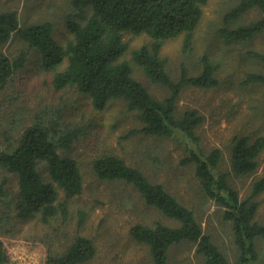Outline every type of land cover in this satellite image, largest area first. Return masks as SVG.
<instances>
[{"label": "trees", "instance_id": "1", "mask_svg": "<svg viewBox=\"0 0 264 264\" xmlns=\"http://www.w3.org/2000/svg\"><path fill=\"white\" fill-rule=\"evenodd\" d=\"M208 1L69 0L78 11L79 21L67 20L72 39L64 46L54 39L49 22L22 26L16 11L0 10V44H6L15 36L28 48L36 50L41 69L54 72L53 86L74 88L87 95L96 110L104 109L114 100L124 101L142 125L134 134L176 140L185 152L180 163L193 168L203 194L222 208L223 219L231 223L238 251L236 264H250L258 258L256 240L264 239V225L255 221L258 204L254 202L264 192V178L251 186L247 199L240 198L229 178L230 174L241 177L256 172L257 158L264 150V137L233 138L230 172H218L220 150L205 153L199 147L197 130L203 117L196 110H185L180 115L176 112L177 100L185 87H217L215 64L204 56L197 76H189L182 68L178 81H173L160 57L164 42L181 35L183 49L191 48L192 32ZM251 10H256L259 18L246 25L223 29L220 36L225 42L248 43L264 34V0H238L225 15L224 23L234 25ZM125 33L150 40L134 50L131 59L152 83L167 91L164 99L153 97L133 78L130 64L121 60L126 51ZM247 57L256 64H264V52L249 50ZM24 62L22 55L12 60L0 53V91ZM245 82L264 87V74L250 73ZM60 120L55 114L36 118L16 132L15 145L5 150L0 145V264L26 263L15 256L1 238L13 220L37 219L45 225L53 221L65 223L69 220L68 201L82 192L79 165L74 158L63 154L76 142L79 132ZM92 169L100 180L131 186L146 207L170 222L135 224L129 230L137 243L148 248L154 264H166L169 249L184 244L192 246L204 264H229L210 236L203 232L193 211L183 206L161 183L151 182L139 169L114 155L96 158ZM6 174L16 178L14 193L8 189ZM81 222L80 215L78 224ZM93 257L92 242L78 235L64 253L47 252L39 264H83Z\"/></svg>", "mask_w": 264, "mask_h": 264}, {"label": "rangeland", "instance_id": "2", "mask_svg": "<svg viewBox=\"0 0 264 264\" xmlns=\"http://www.w3.org/2000/svg\"><path fill=\"white\" fill-rule=\"evenodd\" d=\"M238 0H209L202 17L192 32V45L183 49V35L164 42L160 57L173 81H178L181 69L189 76L200 72V60L207 58L217 68L218 85L211 89L185 87L177 100L176 112L196 110L203 117L197 130L199 147L205 153L221 152L218 172H230V150L233 138L250 140L264 137V87L248 84L250 73L264 74V64H256L247 51L264 52V34L248 43H228L220 36L225 28L249 24L259 18L256 10L244 14L234 25L224 18ZM1 11H16L20 24L49 22L54 39L64 46L72 39L66 22L79 21L78 11L69 0H0ZM126 51L121 60L127 61L134 79L142 83L156 99L168 96L167 91L152 83L131 54L147 45L145 36L125 33ZM0 53L25 62L0 91V145L5 150L15 145L16 132L39 117L58 115L61 122L79 132L72 147L63 153L74 158L81 170L83 188L80 195L68 201L69 220L53 221L49 225L39 220H13L1 236L4 244L25 264H39L47 252L60 255L76 236L90 240L94 257L83 264H154L148 248L137 243L129 230L135 224L152 225L155 221L170 224L157 211L146 207L139 194L129 185L97 178L92 162L102 155H114L129 166L139 169L151 182L161 183L183 206L192 210L205 234L225 255L229 264H236L238 251L231 223L222 217V208L207 198L194 175L193 168L180 163L185 156L183 147L172 138L134 134L141 128L136 113L127 109L122 100L108 103L96 110L87 95L74 88L53 86L54 72L43 71L40 55L13 36L0 44ZM61 68L60 70H62ZM258 168L249 176L230 174L229 183L240 198L247 199L251 186L264 178V150L257 158ZM9 190L16 192V178L6 174ZM2 177V173H0ZM258 204L255 221L264 225V192L254 200ZM82 216V222L78 219ZM257 260L264 264V239L256 240ZM166 264H204L190 245L171 247Z\"/></svg>", "mask_w": 264, "mask_h": 264}]
</instances>
